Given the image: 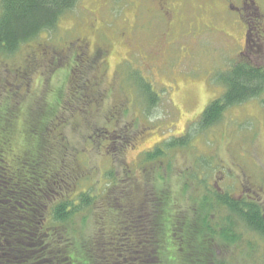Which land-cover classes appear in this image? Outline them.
<instances>
[{
  "label": "rangeland",
  "instance_id": "obj_1",
  "mask_svg": "<svg viewBox=\"0 0 264 264\" xmlns=\"http://www.w3.org/2000/svg\"><path fill=\"white\" fill-rule=\"evenodd\" d=\"M168 4L174 14L171 27L167 16L156 12L155 0H78L53 30L40 32L12 55L0 56V98L13 95V86L4 79L22 66L30 92L25 102L36 101L38 108L40 100L55 94L58 109L39 117L44 128L55 120L67 145L58 147L66 176L52 197L55 202L89 193L99 205L113 207L123 197L134 200L137 188L150 197L158 185L152 181L160 177L165 189L182 201V214L192 205L198 210L204 197L206 207L215 204L208 195L214 192L233 202L252 199L264 212L261 99L227 108L210 127L202 129L198 120L222 96L220 76L231 65L264 68V17L253 15L250 0ZM79 39L87 47L75 43ZM243 43L248 51L242 56ZM163 44L164 62L148 61L160 50L154 47ZM77 54L88 58L81 76L91 79L90 96L72 99L71 93L86 92L80 88L84 80L72 83ZM174 140L186 145L168 146ZM155 153L159 156L149 160ZM209 219L216 230L214 264H264L260 233L226 209L211 210ZM222 226L233 231L232 241L223 239Z\"/></svg>",
  "mask_w": 264,
  "mask_h": 264
},
{
  "label": "trees",
  "instance_id": "obj_2",
  "mask_svg": "<svg viewBox=\"0 0 264 264\" xmlns=\"http://www.w3.org/2000/svg\"><path fill=\"white\" fill-rule=\"evenodd\" d=\"M77 1L0 0V56L12 55L40 32L53 30ZM24 67L4 79L14 93L0 98V264H214L216 230L209 213L220 209L236 214L245 227L264 236V215L253 200L233 202L208 193L215 204L206 207L208 197L203 203L191 199L199 201L200 212L192 205L182 214V201L165 189L160 177L152 181L158 185L150 197L137 188L134 200L123 197L113 207L99 205L89 193L53 201L59 183L65 181L58 156L67 145L55 120L51 128H44L39 117L60 105L55 94L51 100H40L38 108L36 101H24L30 94ZM220 82L222 96L198 116L202 129L246 100L259 98L264 105V68L234 64ZM174 145L183 147L186 142L174 140L168 146ZM156 156L159 153L148 159ZM201 208L208 211L202 213ZM224 228L221 236L232 241L233 231Z\"/></svg>",
  "mask_w": 264,
  "mask_h": 264
},
{
  "label": "flooded vegetation",
  "instance_id": "obj_3",
  "mask_svg": "<svg viewBox=\"0 0 264 264\" xmlns=\"http://www.w3.org/2000/svg\"><path fill=\"white\" fill-rule=\"evenodd\" d=\"M250 4L253 6V15L255 17H259V16H263L264 17V0H250ZM250 4H248V6ZM169 6L170 5L168 4V0H155V6L154 7L156 8V12H159L162 16L164 15L165 18L167 16V19H166L167 25H168V27H171L173 25V19L172 18L174 16V14L169 10ZM227 7L231 8V5L230 4H227ZM244 25H245V29H247V26L248 25L246 23ZM75 43H83V46H86L87 47L86 42H84V41H82L80 39H79V41H75ZM75 43H72L71 44V43L67 42L66 45L75 46L74 45ZM154 48H157V49H160V50L153 57H150L148 59V61L150 59H154V61L157 60V62H164L165 52H166L165 51L166 44H163L161 46L158 45V46H155ZM63 49H64V47H63ZM66 50L67 49L65 48L64 51H66ZM64 51L61 52V53L62 54H66ZM100 51L102 52L103 50L101 49ZM246 51H248V48L246 46V43H243L242 52L240 53V55H242V56L245 55L246 54ZM75 52H77V51H75ZM80 54L75 55V58L73 59V62H75L76 64H72V65L74 67H76L75 71H77L78 73L76 75H73L74 77L72 79V83L73 82H77L79 80H84L85 81V84H83L82 86H80V88H83L84 87L85 90H86V92L84 93L82 91L81 92L80 91H75V92L72 93V96H71L72 99L74 97H77L78 98L77 95H80L81 98H86V97L90 96V93H89V88H90L89 87V82H90L91 79L90 78H87L86 79L85 77L81 76V73L84 72L85 67H89V63L87 62L88 61V58L84 59L83 56H80ZM251 54H253V53H251ZM79 59H80L81 63L76 62V61H79ZM82 60H86V61L83 62ZM152 64L151 65L145 64V66L148 65V69H151L152 70V68L154 67V64L153 65ZM260 68H262V66ZM262 213L264 215V212L263 211H262ZM249 230L250 231H253V232H256L254 230H251L250 228H249ZM260 236H263V235L260 234Z\"/></svg>",
  "mask_w": 264,
  "mask_h": 264
}]
</instances>
